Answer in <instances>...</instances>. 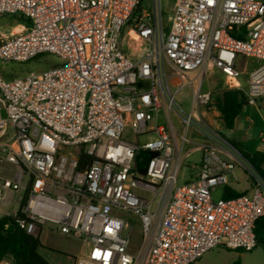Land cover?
I'll return each instance as SVG.
<instances>
[{
  "label": "built area",
  "instance_id": "2783aa9c",
  "mask_svg": "<svg viewBox=\"0 0 264 264\" xmlns=\"http://www.w3.org/2000/svg\"><path fill=\"white\" fill-rule=\"evenodd\" d=\"M138 3L0 0V16L25 18L0 39V61L58 59L21 77L0 74V218L35 237L79 239L74 264H192L217 247L251 251L264 181L201 113H218L211 91L194 88L190 112L176 95L193 85L189 72L214 69L250 106L264 99V0H174L167 32L161 0L153 13L136 11ZM127 121L134 141L123 139ZM80 151L93 157L83 169ZM195 152L198 173L180 183ZM236 162L254 178L250 193L215 197Z\"/></svg>",
  "mask_w": 264,
  "mask_h": 264
},
{
  "label": "rangeland",
  "instance_id": "374dc122",
  "mask_svg": "<svg viewBox=\"0 0 264 264\" xmlns=\"http://www.w3.org/2000/svg\"><path fill=\"white\" fill-rule=\"evenodd\" d=\"M159 1V0H158ZM159 5V3H158ZM174 5V0H161V16L162 22L165 31L167 32L169 29L168 17L172 14ZM159 7V6H158ZM141 9L149 11L151 13L154 12V0H143L141 3ZM20 23L17 19L13 18L10 15H1L0 16V39L4 36L10 35L13 31H17L21 29L19 26ZM122 46L124 50L131 54L132 56H138L140 53L138 52L139 46L132 41H123ZM253 61V60H251ZM253 63H255L253 61ZM58 64V59L54 55L50 54H42L38 57L28 61V62H5L0 61V74L2 77L6 79H12L16 77H21L26 75L32 71H41L44 69H48L50 67L56 66ZM187 76L190 79H193V85L186 82L183 89H181L176 97L183 107L185 112H190L191 103H192V94L194 88H198L200 85L201 92L211 91L213 96L221 90L226 88L224 86V82L222 79V75L214 70H208L203 76L199 71L189 72ZM246 79H247V71L242 76L243 86L246 87ZM173 89H175L173 87ZM257 106L261 109L262 114L264 115V99H260L257 102ZM253 110V106H245L241 117L243 120L240 122V126L242 127L239 133L234 132L233 130L225 132V136L228 139L242 140L245 138H256L257 136L261 140L262 136H259L261 130H263L262 126H256L254 123L244 120V118L249 117ZM204 117L213 124L218 130L219 127L216 124L215 115L212 110L207 109L204 112L201 111ZM194 119L196 121L200 120V112L195 110L193 112ZM251 117L254 119L253 114ZM173 121L177 128L181 130V124L173 114ZM159 124L167 125V119L164 113L159 115L157 120ZM193 128H190L189 132H192ZM246 132V133H245ZM264 132V130H263ZM123 139L134 141L135 135L130 127V123L127 121L123 130ZM140 142L146 140V136H141L138 138ZM262 142V141H260ZM229 144V143H228ZM230 145V144H229ZM231 148H233L230 145ZM264 150V145H262ZM234 149V148H233ZM215 153L225 161H231L233 158L228 156L220 151L215 150ZM238 154V153H237ZM239 157L245 162L247 168L252 169V167L238 154ZM200 155L199 152H195L190 156V160H186L182 165L179 174V182L183 183L188 180L191 176H196L198 173V167H191L190 165L196 164L199 165ZM0 170L5 172L6 165L0 162ZM229 183L237 190H249L251 191V177L249 172L244 169V167L236 162L235 169L229 177ZM222 192V187H218L215 197H220ZM130 221L135 224V218H131L128 216ZM138 231V229L136 230ZM39 239L43 245V247L39 248V254L50 264H74L75 258L80 256L82 251V241L76 239L74 237H70L58 232H48L44 230ZM6 264L7 262H3ZM264 264V248L262 246H257L251 251H243L238 252L236 250H230L226 248H215L207 252L202 256V259L194 264Z\"/></svg>",
  "mask_w": 264,
  "mask_h": 264
},
{
  "label": "trees",
  "instance_id": "16d2710c",
  "mask_svg": "<svg viewBox=\"0 0 264 264\" xmlns=\"http://www.w3.org/2000/svg\"><path fill=\"white\" fill-rule=\"evenodd\" d=\"M139 0L136 11L141 9ZM17 19L20 24L25 22L22 15H11ZM244 31V30H243ZM234 37L238 39L244 38V35L235 32ZM214 105L219 115L215 118L219 126V134L241 155V157L253 168L257 175L264 181V150L259 149L260 140L256 138H245L242 140L228 139L225 132L233 130L235 121L241 116L245 106H250L246 95L238 89L224 88L221 89L214 97ZM257 125L261 120L255 113ZM93 157L80 151L79 162L80 169L90 162ZM252 183L254 178L250 175ZM251 183V186L253 185ZM248 193V191H238L226 185L221 192L223 197H235ZM254 233L257 246L264 248V215H262L255 223ZM43 247L39 237L28 234L21 228L11 217L0 218V263L7 262L9 264H50L40 254L39 248ZM243 252V250H236ZM238 264V263H236Z\"/></svg>",
  "mask_w": 264,
  "mask_h": 264
},
{
  "label": "crops",
  "instance_id": "0c3cea01",
  "mask_svg": "<svg viewBox=\"0 0 264 264\" xmlns=\"http://www.w3.org/2000/svg\"><path fill=\"white\" fill-rule=\"evenodd\" d=\"M19 26H21V28H22V25L20 24ZM222 79H223V76H222ZM255 113H257L258 114V116H259V118H260V120H261V123L259 124V125H257V120H256V118H255ZM253 114V117H254V119L251 117V115ZM214 115H215V118L219 115V112L218 113H214ZM243 120V118L240 116V117H238L237 119H236V121H235V127H234V129H233V131L234 132H236V133H239V130L241 131V129H242V127L240 126V122ZM244 120H246V121H249L250 122V124L251 123H254L256 126H262V128H263V130H264V115L262 114V112H261V109L256 105V106H253V110H252V112H251V114H250V116L249 117H246V118H244ZM217 124V123H216ZM218 126V125H217ZM219 127V126H218ZM263 130H261V132L259 133V136H262L263 134H264V132H263ZM246 133V132H245ZM257 138L259 139V137L257 136ZM247 139H249V138H247ZM260 140V139H259ZM259 149L260 150H263V148H262V143L260 142L259 143ZM230 187H232L233 189H235L230 183L228 184ZM235 190H237V189H235ZM238 191H248L249 192V190H247V189H244V190H238ZM217 248H219V247H217ZM215 249V248H214ZM202 259V257L198 260V261H200ZM198 261H196V262H194V263H197ZM194 263H192V264H194ZM0 264H4V263H0ZM6 264H9V263H6Z\"/></svg>",
  "mask_w": 264,
  "mask_h": 264
},
{
  "label": "water",
  "instance_id": "95a60500",
  "mask_svg": "<svg viewBox=\"0 0 264 264\" xmlns=\"http://www.w3.org/2000/svg\"><path fill=\"white\" fill-rule=\"evenodd\" d=\"M150 158H151L150 156L145 157V158L142 160V164L145 165V166H147L148 163H149V161H150Z\"/></svg>",
  "mask_w": 264,
  "mask_h": 264
}]
</instances>
